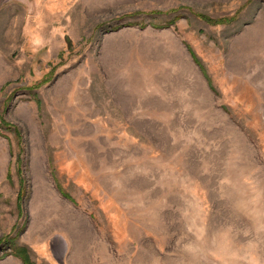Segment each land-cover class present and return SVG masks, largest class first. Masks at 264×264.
I'll return each instance as SVG.
<instances>
[{"label":"rangeland","instance_id":"1","mask_svg":"<svg viewBox=\"0 0 264 264\" xmlns=\"http://www.w3.org/2000/svg\"><path fill=\"white\" fill-rule=\"evenodd\" d=\"M15 247L264 264V0H0V264Z\"/></svg>","mask_w":264,"mask_h":264},{"label":"trees","instance_id":"2","mask_svg":"<svg viewBox=\"0 0 264 264\" xmlns=\"http://www.w3.org/2000/svg\"><path fill=\"white\" fill-rule=\"evenodd\" d=\"M198 16H200L201 18H203L207 23L210 24H217L220 22H225L226 18H222V19H213L207 15H203V14H198ZM171 23L168 22L167 24H165V26H169ZM143 26V25H142ZM154 27H161V25H153ZM116 29V27H115ZM192 54V53H191ZM194 61H196V63L200 66V68H202V66L200 65V63L198 62L197 59H195L194 55L192 54ZM2 121V118H1ZM12 254L18 258L21 259V262L23 264H33L29 257H28V253L26 252L25 249H23V247H15L14 250L12 251Z\"/></svg>","mask_w":264,"mask_h":264},{"label":"crops","instance_id":"3","mask_svg":"<svg viewBox=\"0 0 264 264\" xmlns=\"http://www.w3.org/2000/svg\"><path fill=\"white\" fill-rule=\"evenodd\" d=\"M18 262H20V263L22 264V262H21V261H19V260H18Z\"/></svg>","mask_w":264,"mask_h":264}]
</instances>
